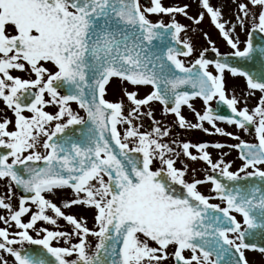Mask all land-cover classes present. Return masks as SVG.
Listing matches in <instances>:
<instances>
[{"label": "snow or ice", "instance_id": "obj_1", "mask_svg": "<svg viewBox=\"0 0 264 264\" xmlns=\"http://www.w3.org/2000/svg\"><path fill=\"white\" fill-rule=\"evenodd\" d=\"M0 264H264V0H0Z\"/></svg>", "mask_w": 264, "mask_h": 264}, {"label": "flooded vegetation", "instance_id": "obj_2", "mask_svg": "<svg viewBox=\"0 0 264 264\" xmlns=\"http://www.w3.org/2000/svg\"><path fill=\"white\" fill-rule=\"evenodd\" d=\"M221 50H224V49H221ZM191 139L194 140V141L197 140V139H201V140H214V139H217V137L205 136L202 133H194L191 136Z\"/></svg>", "mask_w": 264, "mask_h": 264}, {"label": "rangeland", "instance_id": "obj_3", "mask_svg": "<svg viewBox=\"0 0 264 264\" xmlns=\"http://www.w3.org/2000/svg\"><path fill=\"white\" fill-rule=\"evenodd\" d=\"M212 37H213V39H217L220 48L225 50V46H224V44H223V41H222V40H219V39L217 38L215 32H212Z\"/></svg>", "mask_w": 264, "mask_h": 264}]
</instances>
